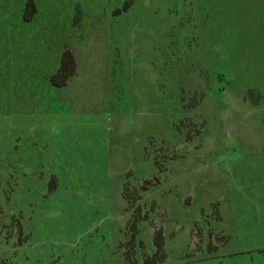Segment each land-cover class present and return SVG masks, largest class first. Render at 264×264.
<instances>
[{
    "label": "rangeland",
    "instance_id": "rangeland-1",
    "mask_svg": "<svg viewBox=\"0 0 264 264\" xmlns=\"http://www.w3.org/2000/svg\"><path fill=\"white\" fill-rule=\"evenodd\" d=\"M158 230L154 264H264V0H0V262L147 264Z\"/></svg>",
    "mask_w": 264,
    "mask_h": 264
},
{
    "label": "trees",
    "instance_id": "trees-1",
    "mask_svg": "<svg viewBox=\"0 0 264 264\" xmlns=\"http://www.w3.org/2000/svg\"><path fill=\"white\" fill-rule=\"evenodd\" d=\"M31 4V3H30ZM76 69H77V64H76V59L73 55V53L70 50H66L61 58V65L60 68L58 70V72L52 76L51 81L52 83L57 86V87H66L69 80L71 79V77H73L76 73ZM147 184V183H146ZM150 183H148L149 186ZM145 185V189H148L146 187H148ZM137 195V194H136ZM129 199V198H127ZM140 198L136 197L134 200H139ZM137 220L135 219L132 223V227H131V232L133 233L132 236V241H134V234L137 231V225H136ZM154 244L156 246L157 252L156 254H154V258H148L146 260L147 264H154L157 263V261H155L156 257L158 255H162V261H164V255H163V244H164V236H163V231L162 230H158L155 234V238H154ZM161 261V262H162ZM0 264H3L0 262Z\"/></svg>",
    "mask_w": 264,
    "mask_h": 264
}]
</instances>
